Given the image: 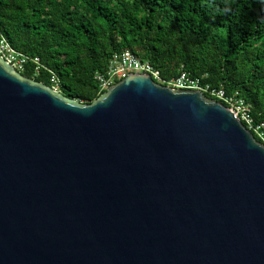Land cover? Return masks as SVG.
Segmentation results:
<instances>
[{
  "label": "water",
  "instance_id": "95a60500",
  "mask_svg": "<svg viewBox=\"0 0 264 264\" xmlns=\"http://www.w3.org/2000/svg\"><path fill=\"white\" fill-rule=\"evenodd\" d=\"M0 264H264V145L199 91L85 105L0 57Z\"/></svg>",
  "mask_w": 264,
  "mask_h": 264
},
{
  "label": "trees",
  "instance_id": "16d2710c",
  "mask_svg": "<svg viewBox=\"0 0 264 264\" xmlns=\"http://www.w3.org/2000/svg\"><path fill=\"white\" fill-rule=\"evenodd\" d=\"M27 61L19 74L88 105L115 53L169 81L184 71L238 92L264 137V0H0V41ZM255 140L264 145L259 135Z\"/></svg>",
  "mask_w": 264,
  "mask_h": 264
},
{
  "label": "built area",
  "instance_id": "2783aa9c",
  "mask_svg": "<svg viewBox=\"0 0 264 264\" xmlns=\"http://www.w3.org/2000/svg\"><path fill=\"white\" fill-rule=\"evenodd\" d=\"M0 57L18 73L23 70V66L27 61H32L36 65L39 64L37 58L30 59L13 51L3 40L0 41ZM133 73L148 75L155 83L173 90L187 89L203 93L207 97L221 103L227 109H232L245 128L251 133L259 135L258 137L264 141V137L259 132L261 125L252 126L249 107L239 96L238 92L225 95V92L221 88L210 87V85L204 84L201 78H192L184 71L180 72L176 78L165 81L160 77L159 72L147 62H140L130 52L124 51L113 54L109 60L105 74H96L95 80L99 84L100 92H105L108 88ZM49 81L51 83L50 88L60 93L57 78L53 74L50 76Z\"/></svg>",
  "mask_w": 264,
  "mask_h": 264
},
{
  "label": "clouds",
  "instance_id": "9594fccd",
  "mask_svg": "<svg viewBox=\"0 0 264 264\" xmlns=\"http://www.w3.org/2000/svg\"><path fill=\"white\" fill-rule=\"evenodd\" d=\"M214 100V99H213Z\"/></svg>",
  "mask_w": 264,
  "mask_h": 264
}]
</instances>
